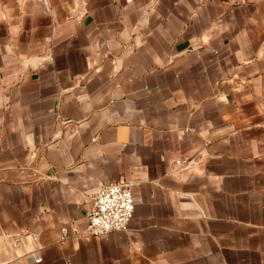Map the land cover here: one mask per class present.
<instances>
[{
    "label": "crops",
    "instance_id": "obj_1",
    "mask_svg": "<svg viewBox=\"0 0 264 264\" xmlns=\"http://www.w3.org/2000/svg\"><path fill=\"white\" fill-rule=\"evenodd\" d=\"M0 264H264V0H0Z\"/></svg>",
    "mask_w": 264,
    "mask_h": 264
},
{
    "label": "built area",
    "instance_id": "obj_2",
    "mask_svg": "<svg viewBox=\"0 0 264 264\" xmlns=\"http://www.w3.org/2000/svg\"><path fill=\"white\" fill-rule=\"evenodd\" d=\"M133 214L131 185L124 181L111 183L101 187L94 195L91 209L86 215L85 228H73L72 232L80 237H102L112 232H125ZM61 232L63 236L66 235L65 229Z\"/></svg>",
    "mask_w": 264,
    "mask_h": 264
}]
</instances>
